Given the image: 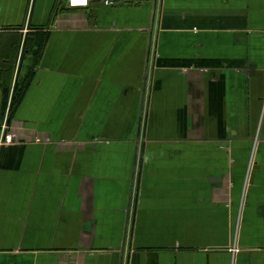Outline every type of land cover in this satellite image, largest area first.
Masks as SVG:
<instances>
[{"label":"crops","instance_id":"0c3cea01","mask_svg":"<svg viewBox=\"0 0 264 264\" xmlns=\"http://www.w3.org/2000/svg\"><path fill=\"white\" fill-rule=\"evenodd\" d=\"M63 2L0 0V264H264V0Z\"/></svg>","mask_w":264,"mask_h":264},{"label":"built area","instance_id":"2783aa9c","mask_svg":"<svg viewBox=\"0 0 264 264\" xmlns=\"http://www.w3.org/2000/svg\"><path fill=\"white\" fill-rule=\"evenodd\" d=\"M64 4L71 9L87 8L91 2H98L106 6H118L124 3L132 2L134 0H63ZM0 126L4 135L5 144H13L19 141L18 135L14 127L10 126L9 123L3 121L0 117ZM36 141H50L49 138H43L41 135L36 136Z\"/></svg>","mask_w":264,"mask_h":264},{"label":"trees","instance_id":"16d2710c","mask_svg":"<svg viewBox=\"0 0 264 264\" xmlns=\"http://www.w3.org/2000/svg\"><path fill=\"white\" fill-rule=\"evenodd\" d=\"M67 7V6H66ZM67 9H71V8H69V7H67ZM18 84L19 83H17V81H16V84H15V88H14V90L11 92V94H10V96H11V99H10V109L12 110V108L16 105V103L18 102V98H19V96H20V94L18 93V90H19V88H18ZM24 89H25V84L23 85L22 84V90H23V92H24ZM11 110H10V112H11ZM8 123H10V116H8Z\"/></svg>","mask_w":264,"mask_h":264}]
</instances>
